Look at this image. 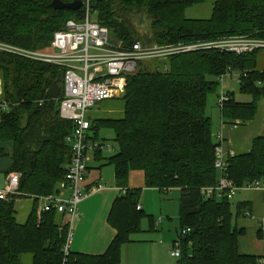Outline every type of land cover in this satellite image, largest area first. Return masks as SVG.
Wrapping results in <instances>:
<instances>
[{
  "label": "trees",
  "instance_id": "trees-1",
  "mask_svg": "<svg viewBox=\"0 0 264 264\" xmlns=\"http://www.w3.org/2000/svg\"><path fill=\"white\" fill-rule=\"evenodd\" d=\"M205 1L90 0L89 7L94 20L108 29L110 41L122 47L135 42L174 47L221 38L264 39V0H213L209 17L186 16L187 9ZM51 2L0 0V41L48 50L56 30L63 29L68 19L80 20L84 15L82 6L53 9ZM258 52L197 49L141 62L134 74L124 78L123 115L87 116L94 139L100 128L114 134L117 151L109 156L97 151L92 156L101 166H113L114 184L125 193L114 199L109 210L107 222L115 234L106 250L101 254L70 250L67 264L120 263L121 247L140 230L143 216V210L137 209L141 188H128L131 171L143 172L145 187L179 191L176 231H190L179 233L177 264H257L260 256L240 252L239 238L245 229L231 224L230 200L206 199L200 189L220 178L214 167L212 121L205 113L207 97L216 93L220 76L236 73L238 92L250 101L237 100L234 92L226 91L229 99L219 107L222 123L236 129L253 121L259 102L264 101V69L258 68ZM63 73L62 67L0 52L1 98L11 105L9 111L0 112V157L10 161L5 176L19 174L20 192L0 199V264H21L24 255L31 256L30 264H62L68 224L55 211L38 215L35 198L57 189L70 162L66 136L73 124L59 116L57 101L46 95L53 81L62 88ZM4 144H10L9 152ZM226 162V176L235 186L264 180V130L251 139L248 150L234 152ZM29 198V214L20 223L16 201ZM244 211L251 214L250 202H237L236 218ZM257 235L261 236V229Z\"/></svg>",
  "mask_w": 264,
  "mask_h": 264
},
{
  "label": "built area",
  "instance_id": "built-area-1",
  "mask_svg": "<svg viewBox=\"0 0 264 264\" xmlns=\"http://www.w3.org/2000/svg\"><path fill=\"white\" fill-rule=\"evenodd\" d=\"M89 5L90 0H82L83 18L68 19L63 29L53 33L48 50L29 49L0 41V52L64 69L62 88L54 100L57 101L56 109L59 116L73 124L71 133L66 136L71 150L70 162L63 179L56 186L57 189L50 194L35 198L38 215L42 212L55 211L62 217L63 222L68 224L66 240L62 248V264H67L73 235L71 222L78 213V205L89 192L103 188V185L99 184L88 191L83 186L88 161L91 159L89 155L97 151L103 153L105 149L108 151L114 149L110 144L92 137L93 132L87 117L89 109L101 100L120 98L124 94V78L134 74L141 62L154 58L163 59L169 54L197 49H218L242 54L264 48V39L252 37L221 38L174 47H161L157 44L142 45L140 42L122 47L110 41L109 31L105 26L91 19ZM225 75L220 76L218 80L222 81ZM228 99L229 95L222 91L218 95L217 105L221 108ZM10 107V103L0 96V112L9 111ZM214 140L216 144L214 167L220 173V178L215 185L201 187L200 192L203 197L208 199L214 196L230 200L237 192L248 190H260L264 195V180L254 179L239 187L227 178L226 159L234 152L225 149L222 131L214 133ZM5 179V187L0 189V199L20 194L19 174L11 172ZM121 191L125 193V190L121 189ZM139 208L140 206L137 205V209ZM243 216L251 215L248 211H244ZM189 231V228L183 229L180 234L185 235ZM170 255L179 258L178 241L171 246ZM257 264H264V255L257 259Z\"/></svg>",
  "mask_w": 264,
  "mask_h": 264
},
{
  "label": "rangeland",
  "instance_id": "rangeland-1",
  "mask_svg": "<svg viewBox=\"0 0 264 264\" xmlns=\"http://www.w3.org/2000/svg\"><path fill=\"white\" fill-rule=\"evenodd\" d=\"M213 0H206L194 7L187 9V17L207 18L211 14ZM91 19L94 20L95 14L91 12ZM115 42V41H114ZM42 51V50H41ZM257 63L260 70L264 69V48H260L257 54ZM239 80L236 73L232 72L230 75H225L222 81H219V86L216 93H212L207 97V106L205 113L209 115L212 120V130L217 133L221 131V119L219 106L217 105V95L222 91L234 92L237 100L248 102L250 97L238 92ZM1 96V95H0ZM123 101L121 98L104 99L89 109L87 116L90 119H97L102 117L119 118L123 115L122 112ZM264 130V101L259 102V110L256 118L253 121L239 125L237 129L232 127H225L224 133L229 137L230 151L244 152L250 148L251 139L260 135ZM114 134L112 130L107 128H100L96 137L97 141H103L105 144H110L115 149L104 150V155L109 156L117 151L116 145L113 141ZM91 159L88 165L97 167L100 163L95 161L92 154L89 155ZM0 189H3L6 184V176L4 170L8 168V160L2 156L0 157ZM97 162V163H96ZM94 170V169H93ZM92 172H95L93 171ZM102 183L107 186L114 184V168L111 165L104 166L101 170ZM138 175V171H134L133 178ZM137 187H141L140 181L136 180ZM254 190L239 191L230 199L231 203V224L236 223V204L241 200L243 195H249ZM245 193V194H243ZM27 199H21L17 205V209L21 207L23 211L27 208ZM30 201V200H28ZM139 204L142 206L143 216L140 223V230L130 235V242L125 243L121 247V259L119 264H177L178 258L170 255L171 246L178 240L180 231L179 228V191L177 189L171 190L168 194L160 192L155 188H142ZM30 204L32 202L30 201ZM31 208V207H30ZM79 209V207H78ZM20 213V214H22ZM78 214V213H77ZM23 215V214H22ZM243 218L242 216H240ZM162 218V222L159 219ZM246 221L249 217L245 218ZM262 231L259 237V243L264 246V221L262 226L259 225ZM72 246V245H71ZM21 264H30L31 256L24 255L20 261Z\"/></svg>",
  "mask_w": 264,
  "mask_h": 264
},
{
  "label": "crops",
  "instance_id": "crops-1",
  "mask_svg": "<svg viewBox=\"0 0 264 264\" xmlns=\"http://www.w3.org/2000/svg\"><path fill=\"white\" fill-rule=\"evenodd\" d=\"M225 127L229 126H225L221 123V131L225 139L223 145L225 149H230L231 146L228 140L229 137L226 135V133H224ZM214 133L216 132L214 131ZM3 146L7 152L11 150L10 144H4ZM4 157L8 160L9 167L10 161L7 156ZM99 163L100 164L94 168L88 165L83 186L85 190L88 191L99 184L103 185V188L89 192L87 196L82 200V202H80V204L78 205V214L72 219L71 222L73 235L71 240L72 246L70 245V250L73 252L101 254L106 250L108 244L115 234V230L107 222V216L114 199L118 197L122 193V191L115 185L107 186L106 184H103L101 182V170L104 166L107 165L101 166L102 163ZM92 170L95 172H92ZM133 173L134 171H131L129 173L128 188H146L144 186L143 172L138 171V175H134L136 176L134 178ZM136 180L141 182V187H137V184H135ZM249 192L251 193L249 195H243L240 201L246 200L250 202L251 216L246 221V217L242 215L243 218H237L235 223L237 227L245 229V234L239 238L240 252L262 256L264 255V246L259 243L257 232L260 229L259 225L262 226L264 221V197L260 190ZM163 193L168 194L169 192L166 193L164 191ZM28 200L32 202L31 198L24 200L27 201V208L23 213L21 212L23 211L21 207L19 208V210L17 209V205L18 203H20L21 199L16 201V220L20 223H23L29 214L31 204ZM139 206L142 209L141 204H139ZM20 213H22L23 215ZM159 222H162V218L159 219Z\"/></svg>",
  "mask_w": 264,
  "mask_h": 264
},
{
  "label": "water",
  "instance_id": "water-1",
  "mask_svg": "<svg viewBox=\"0 0 264 264\" xmlns=\"http://www.w3.org/2000/svg\"><path fill=\"white\" fill-rule=\"evenodd\" d=\"M51 6L53 9H71L75 10L82 6L81 0H73L71 2H64L62 0H52ZM60 92V87L56 81H53L49 89L46 91L48 98L54 100L58 97Z\"/></svg>",
  "mask_w": 264,
  "mask_h": 264
}]
</instances>
